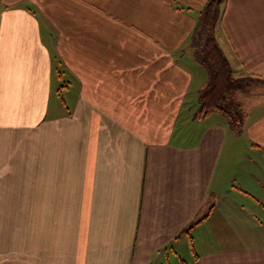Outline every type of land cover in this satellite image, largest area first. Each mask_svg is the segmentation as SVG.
Returning a JSON list of instances; mask_svg holds the SVG:
<instances>
[{
  "label": "crops",
  "instance_id": "1",
  "mask_svg": "<svg viewBox=\"0 0 264 264\" xmlns=\"http://www.w3.org/2000/svg\"><path fill=\"white\" fill-rule=\"evenodd\" d=\"M209 1L0 0V264H264V0L215 32L240 134L196 116Z\"/></svg>",
  "mask_w": 264,
  "mask_h": 264
},
{
  "label": "trees",
  "instance_id": "2",
  "mask_svg": "<svg viewBox=\"0 0 264 264\" xmlns=\"http://www.w3.org/2000/svg\"><path fill=\"white\" fill-rule=\"evenodd\" d=\"M228 0H224L225 4ZM222 0H210L199 14L192 46L193 56L208 75L206 86L198 98V118L212 113H221L229 126L240 134L243 129L244 114L236 101V96L247 91L255 80L251 77L234 78L230 64L216 40V27L223 17ZM257 82V81H256ZM205 214L195 218L198 224Z\"/></svg>",
  "mask_w": 264,
  "mask_h": 264
},
{
  "label": "rangeland",
  "instance_id": "3",
  "mask_svg": "<svg viewBox=\"0 0 264 264\" xmlns=\"http://www.w3.org/2000/svg\"><path fill=\"white\" fill-rule=\"evenodd\" d=\"M223 3H224V0H222V4H221L222 6H221V9H222V8L224 7V5H225V4H223ZM224 55H225V54H224ZM226 58H227V57H226ZM227 60H228V59H227ZM228 62H229V60H228ZM229 64H230V62H229ZM230 67H231V64H230ZM231 68H232V67H231ZM231 70H232V69H231Z\"/></svg>",
  "mask_w": 264,
  "mask_h": 264
}]
</instances>
